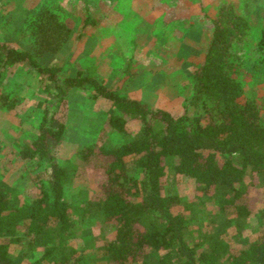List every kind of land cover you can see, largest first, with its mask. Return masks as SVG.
Listing matches in <instances>:
<instances>
[{"label":"trees","instance_id":"trees-1","mask_svg":"<svg viewBox=\"0 0 264 264\" xmlns=\"http://www.w3.org/2000/svg\"><path fill=\"white\" fill-rule=\"evenodd\" d=\"M89 18L86 26L96 22ZM212 26L205 57L193 76L191 105L201 114L192 118L152 109L90 76H67L61 68L42 65L39 60L59 54L73 33L71 19L55 8L41 10L29 24L30 50L0 42V108L14 111L17 106L3 88L6 66H29L50 98L35 136L19 150L22 161L44 167L37 175L44 179L41 194L27 201L0 186V264H20L9 249L27 237L44 248L34 264H88L72 244L78 224L74 209L83 221L95 219L113 228L101 245L103 259L112 264H264V214L259 215L257 240L247 235L254 213L250 188L255 178L264 186V102L246 95L237 53L251 27L232 4L219 7ZM75 90L110 105L106 123L114 133L132 135L130 122L139 129L118 146L98 140L90 147L87 159L95 164L102 186L71 202L58 149ZM170 176L191 181L196 199L190 201L174 188L167 193ZM233 238L243 248L234 249Z\"/></svg>","mask_w":264,"mask_h":264},{"label":"rangeland","instance_id":"rangeland-1","mask_svg":"<svg viewBox=\"0 0 264 264\" xmlns=\"http://www.w3.org/2000/svg\"><path fill=\"white\" fill-rule=\"evenodd\" d=\"M223 4H232L250 23V34L237 52L242 64L239 79L246 95L262 104L264 50L258 51V43L264 31V0H0V42L30 50L29 24L41 10L55 8L71 19L73 33L59 54L39 60L42 65L61 68L67 76H90L152 109L192 118L201 114L191 105L193 76L205 57L212 19ZM88 17L96 22L86 26ZM3 88L17 106L14 111L0 108V186L29 201L42 192L44 179L39 181L37 175L44 167L22 161L19 150L35 136L50 98L27 65L6 66ZM69 105L58 160L67 169L66 197L72 202L85 198L89 189L98 193L102 186L95 164L87 159L90 147L98 140L118 146L132 139L139 126L130 122L132 135L114 133L106 123L110 105L83 90L71 92ZM254 182L248 200L254 212L247 230L252 242L260 236L259 215L264 214V186L256 178ZM172 188L190 201L196 199V186L189 180L170 176L166 192ZM74 215L78 224L73 246L88 264H112L103 259L101 245L113 228L95 219H79L78 209ZM231 241L234 249L243 248L236 239ZM9 251L16 262L34 264L44 248L27 237L11 244Z\"/></svg>","mask_w":264,"mask_h":264}]
</instances>
